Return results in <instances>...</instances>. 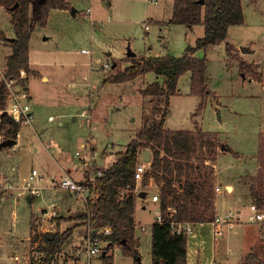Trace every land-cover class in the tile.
Wrapping results in <instances>:
<instances>
[{"label": "rangeland", "instance_id": "rangeland-1", "mask_svg": "<svg viewBox=\"0 0 264 264\" xmlns=\"http://www.w3.org/2000/svg\"><path fill=\"white\" fill-rule=\"evenodd\" d=\"M109 2L113 7H110ZM172 2L174 1L74 0V7L79 11L76 17L63 24L54 16L45 29H36L34 38L43 40L45 35L51 36L45 52L67 50L73 56V61L58 63V58L54 57L52 64L48 62L36 68L40 75L46 74L49 77L48 81H43L40 76H29L28 85L33 99L34 121L32 128L22 129L23 134L27 133L29 137L22 136L20 145L16 149L10 151L8 148L4 151V155H0L1 165H4L2 163L4 156H12L15 159L14 162H8V167L9 169L14 167L12 176L16 175L18 182L27 179L33 170H37L40 176L34 186L42 191V195L31 202L32 204L23 199L12 200L4 203L0 208V264H40L43 255L38 249V243H32V234L38 232L41 236L53 235L57 232L63 233L70 227L75 233L70 239V245L65 244L62 249L63 252H67L63 259L65 264H70L73 256L79 253L82 242L77 244V241L85 236L86 221L81 216L86 215V209L83 203H79L74 197L59 189L55 183L67 175L63 173L65 168L77 170L78 161L75 154L82 150L84 144L103 154L98 162L101 168L107 169L113 165L116 160L115 155L125 149L134 137V132L142 127L145 108L146 118L154 115L152 108L154 109L155 103L146 104L140 91L143 82L152 83L156 78L154 72H149L144 81L142 77H138L124 84H111L110 87H106L107 90L102 96L96 87L90 88L85 85L84 82L94 79L89 74L90 56L80 52L82 49H93L96 52L100 43H103L106 47L114 49L116 53L131 47L142 54L167 56L170 52L177 58L183 57L186 49L189 46H196L199 38L204 36L205 29L203 25H198L191 31L185 25L170 24L160 30L158 25L150 24V18L163 20ZM244 2V24L230 28L226 42L198 52L199 57L207 56L209 87L213 91L208 89L211 93L209 97L215 96V93L217 99L207 97L203 109L196 114L201 100L190 93L189 75L181 77L180 92L170 100L165 127L170 130H192L198 125L204 131L219 133L222 139L230 142L236 150L253 157L259 149L264 154V81L257 80L254 74L247 72L256 81L244 82L239 73L238 62H232L227 55L229 45L234 48L233 53L244 60L240 56L241 47L252 46L254 53L248 54L247 59L250 62L255 61L264 69V1L257 2L254 6L247 0ZM88 8L92 10L90 18L84 17ZM7 18L3 16L0 19V26L3 29L11 26ZM147 23L150 24L149 31L145 27ZM235 47L238 48L237 51ZM94 56L97 61L99 57L95 53ZM3 57L4 53L0 51L1 67ZM101 61L97 66H102L101 70L108 78L114 71L112 61L105 57ZM107 61L111 66L108 69L104 67ZM247 65L254 68L257 75L263 76L258 73L256 65L249 63ZM122 67V64L117 62V68L123 69ZM106 79L103 81L104 84ZM99 87L102 89V86ZM82 89L86 91L85 95L79 93ZM91 101H94L92 102L94 105ZM91 106L93 111L89 120L90 115L88 114L87 118L84 112H91ZM51 116L52 120L49 119ZM232 155H227L230 159L222 157L218 161L219 179L222 182L233 183L238 173L243 174L242 167L250 169L253 165L244 163L230 168V165L236 162V158ZM210 157L211 152L208 148H199L195 158L196 166H214L213 159L208 160ZM204 158L205 162L202 160ZM67 163L72 164L73 167H68ZM73 172L72 177L78 179L80 172ZM1 175L0 183L4 182L2 180L4 176ZM137 185L142 188L144 183L138 182ZM158 191L149 192V199L145 201V210H142L141 204L137 208L138 224L146 225L148 229L147 237L144 236L140 248L141 253L139 252L143 256V264H152L151 226L156 221L157 213L161 211L160 203L157 202V205L153 203L152 197L154 194L159 195ZM226 197L228 196L225 189L220 198L216 196L214 199V204L219 199L218 207L221 213L219 216H225L230 211L235 213L234 208L243 209L245 213L251 204H257L247 194L245 199L234 207L235 199L224 200ZM53 203L57 206V210L64 211L67 216L61 213L62 211L56 216L51 212L44 220V209ZM244 226L255 227L251 223ZM137 232L141 236L142 231L137 230ZM258 235L259 237L256 236L258 239L264 240V224L259 229ZM262 240L259 241L263 242ZM255 241L243 243V250L253 253L252 247ZM75 243L76 246H73ZM254 251L264 260V242L263 247L258 246ZM112 252H114V264H135L133 257L124 255L122 246L115 245L110 253L113 254ZM15 256L19 257V261L14 259ZM236 261L237 259H232L231 262ZM93 264H98V261H93Z\"/></svg>", "mask_w": 264, "mask_h": 264}, {"label": "trees", "instance_id": "trees-1", "mask_svg": "<svg viewBox=\"0 0 264 264\" xmlns=\"http://www.w3.org/2000/svg\"><path fill=\"white\" fill-rule=\"evenodd\" d=\"M16 3L18 7L13 8ZM0 5L11 13L16 35L4 76L18 79L22 70L29 71L30 40L36 26H46L52 9H69L71 6L68 0H46L43 3L39 0H0ZM244 22L242 0H174L170 24L185 25L189 29L204 26V36L197 41L196 46L188 47L181 58H132L131 67L125 70L116 67L106 79V83H124L149 72L164 78V83H153L143 92L144 96L154 98L153 113L157 117L144 120L125 152L118 153L116 162L104 170L103 176L97 180L99 197L89 205V211L92 214L91 223L96 229H109L104 236L108 242L107 254L115 245H120L125 256L133 257L135 264H141L142 257L135 238L137 196L134 190L137 187L136 168L145 150L151 152L152 160L143 183L147 185L153 180L159 187L163 217L162 222H154L151 226L152 264H187L188 234L177 233L172 227L173 223L197 224L214 220L215 169L213 166H196L195 158L199 148H208L211 152L208 160L213 159L212 162H215L217 151L223 145L217 141L215 134L203 132L198 125L194 131L168 130L165 123L170 100L178 94L179 80L187 72L191 73L190 93L201 100L196 114L203 109L207 97L211 95L206 78L208 59L207 56L197 58L194 55L198 51H206L210 46L226 42L230 28L243 25ZM0 38L5 39L2 32ZM233 50L232 46H227L229 60L238 62L242 73L251 72L257 80L264 81V76L257 75L255 69L234 54ZM26 80L20 82L26 84ZM7 93L5 81L2 80L0 111L6 107ZM19 130L14 120L7 114L2 115L0 148L4 142L17 141ZM225 150L232 151L228 146H225ZM202 160L206 161L205 158ZM242 181L250 187L252 198L263 209L264 179L245 177ZM3 198L4 195L0 194V202ZM81 217L86 220L87 215ZM71 235L69 229L63 233L57 232L53 238L41 236L38 232L32 234V243H38V249L43 255L40 264H56L58 254ZM107 254L102 257L103 262L111 264L113 257ZM243 264H264V260L256 253H249Z\"/></svg>", "mask_w": 264, "mask_h": 264}, {"label": "crops", "instance_id": "crops-1", "mask_svg": "<svg viewBox=\"0 0 264 264\" xmlns=\"http://www.w3.org/2000/svg\"><path fill=\"white\" fill-rule=\"evenodd\" d=\"M247 1L250 5L254 6L255 3L261 2L264 0H247ZM68 2L70 4L71 8H69V9H52L50 11V15H49L48 22H47L46 26H44V27L43 26H36V28L32 34V37L30 40V49H29V71L26 70V73H27L26 85H27L29 90H30V88L28 85V79H29L30 75L40 76L43 81L49 80V77L46 74L40 75L39 71L36 68H40V66L45 65L44 63L50 62L52 64V60L54 57L58 58V60H57L58 63H63V62L64 63H71L73 61V56L67 50L57 49V50L45 52L46 45L51 40L50 39L51 36L45 35L43 40H40L39 38H34V33L36 32V29H38V28L45 29L48 26L49 21L54 16H56L57 20H59L63 24H65V22L70 20L72 17H76L78 15L79 11L74 7V0H68ZM152 3H155V2H152ZM244 4H245V2H244V0H242L243 11L245 10ZM109 5H110V7H113V4L111 2H109ZM173 8H174V2H172L170 4V8L167 9L166 14H165L166 17L163 20H155V19L150 18V24L153 23V24L158 25L160 27V30H162V27L169 26L170 25L169 22L173 16ZM91 13H92L91 8H88L87 12L84 14V17L90 18ZM3 16L8 17L7 20L9 21L11 26H10V28L6 27V29H3L0 26V32H2L5 36V39L0 38V51L2 53H4V57L2 58V67L0 66V81H2L4 78V74L6 72L7 60H8V57L12 54V43L16 39L14 25L12 23V15L6 9L5 6L0 5V19ZM93 24H95V23L93 22ZM150 24L149 23L146 24V26H149V29H150ZM195 27H197V26H195ZM195 27L193 29H189L188 27L187 28L189 30L193 31L195 29ZM232 27H234V26H232ZM149 29H146V30L149 31ZM160 41H162V39ZM93 43H94V41H93ZM100 44L101 45L97 47L96 52H94L93 49L92 50L82 49V51L80 53L90 56L89 67L91 69H90L89 74H90L91 78L94 79V80H89L87 82H84L85 85H88L90 88L96 87L102 93V96H103L104 92L107 90L106 87H110L111 84H118V83H105V84L103 83V81L107 77L104 76L103 70H101L102 66H100V67L97 66L98 64H101L98 62H102L101 60L103 59V57H105L109 61H112V67L113 66L117 67V62L121 63L123 66L122 70H125V69H127L133 65V59L132 58L166 57V56L151 55L149 53L142 54V52L139 53L138 51L132 49L131 47H128V49L125 48L126 50L124 49L121 53H119L120 51L118 53H116L114 49L106 47L103 43H100ZM7 49L9 50L8 52L6 51ZM235 49H236V51L238 50V48H236V47H235ZM241 49L244 50V52L242 50L240 52V54H241L240 56L244 59V61H246L249 64L256 65L258 67V73L259 74L261 73L264 76V69L261 68V65L256 64L255 61L250 62L247 59L248 54L254 53L252 46L241 47ZM198 52H201V51H198ZM198 52H196V54L194 56L197 58H202V57L198 56ZM94 53L96 54V56L99 57L97 59V61L94 59V57H95ZM130 53H132V55ZM167 56L176 57L170 52H168ZM109 61H107L106 64L107 63L110 64ZM237 65H239V63ZM207 70H208V68H207ZM100 73H101V75H100ZM239 73H240L241 79L244 82L253 83L256 81L255 79H253L252 77L249 76L250 74H245V73H242L241 71H239ZM146 75L147 74L139 76V77H142L143 81H144V78ZM185 75L186 76L189 75L188 80H190L189 84L191 86V73L187 72L183 76H185ZM155 76H156V78H155L154 82H152V83L151 82H143V86H142L141 91H140L146 104H148L149 102L154 103L153 102L154 98L151 96H144V94H143L144 90H146V88L153 83H156V82L160 83V84L164 83L163 77L158 76L156 74H155ZM206 78H207V89H209L211 91V88L209 87L208 71L206 72ZM180 80H181V78H180ZM180 80H179V84H180ZM122 84H124V83H122ZM263 84H264V82H263ZM99 86H102V89H100ZM179 92H180V87H179ZM179 92H178V94H179ZM211 92H213V91H211ZM30 93H31V91H30ZM79 93L82 95H85L86 91L84 89H82ZM214 95L215 96L209 97V98L217 99V96L215 93H214ZM32 102H33V99H32ZM92 102L94 103V101H91V104H93ZM90 110H91V112L86 111L87 115L88 114L90 115V118H88V116L85 115L89 120H91V113L93 111L92 106L90 107ZM152 110L154 111L153 108H152ZM145 112H146V108L143 112V122L147 118L153 119V118L157 117L154 114L152 117L146 118ZM50 118H53V117L51 116ZM74 120H76V119L74 118ZM143 122H142V124H143ZM24 128H29V127H24ZM24 128H21V131H20L18 138H17L18 141L16 142V144L6 146V147H3L2 149H0V155L1 154L4 155V151L8 148L10 151H12L13 149H16L18 147V145H20V139L22 136L26 135L27 137H29L27 135V133L23 134L22 129H24ZM198 128H199V126H198ZM166 129L170 130L169 128H166ZM32 130L34 131V128ZM137 130L134 132V137L136 135ZM173 130H175V129H173ZM194 130H196V126H195V128H193L192 130H189V131H194ZM202 131L206 132V133L215 134L217 141L223 145V147L217 151L216 161L213 164L214 165L213 167L215 169V188L218 185L221 186V188L224 187L226 189V193L228 196V197L224 198V200H226L227 198H231V199L234 198L235 203H236V204H234V207L236 205H238V203L241 200L245 199L247 194L253 200L252 195H251V191H250V187L248 185L242 183L241 180H242V178H245V177H253V178L254 177H260V178L264 179V154L262 152H260V149H259V150H257V153L253 155V157L245 155L244 152L236 150L234 147H232L230 142L222 139V137L219 135V133L209 132V131H204V130H202ZM133 138H132V140H133ZM128 144L126 145L125 149L122 152H125ZM110 145H112V144H110ZM225 146H228L232 151L231 152L226 151ZM118 153H121V152H118ZM117 154L115 155V157H117ZM229 154L230 155L233 154L234 156L233 155L232 156L236 158V162L235 163L233 162V164L230 165V168H234V166L238 167L240 164H244V163H248L250 165L253 164V165H251L250 169L242 167L241 169H243V174L238 173L236 175L233 183L222 182V180L219 179L220 169H219L218 161L222 157H227V159H230L229 156H227ZM236 154H238V155H236ZM106 159H107V157H106ZM231 159H233V158H231ZM9 161L14 162L15 159L12 156H4V160L2 161V163H4V165H1V163H0V174H2L1 176H4V178L2 180L9 179V180L13 181L14 184H19V182H18L19 180L16 179V175L12 176V174L14 172V167H11V169H9V167H8ZM142 161H143V155H141V162ZM115 162H116V160H115ZM67 166L73 167V165L70 163H67ZM74 166H76V165H74ZM80 167L81 166H80L79 161H78L77 170L65 168L63 170V173L72 177V173H74L73 171H75V172L79 171L80 172L79 178L76 180H82L83 179L82 169H80ZM72 178H74V177H72ZM139 183H141V182H139ZM53 184H54V182H53ZM139 186L140 185H137V187H136L137 190L136 191L134 190V192L137 196L135 213H134V220H135L137 230H139V231L141 230V228H137L138 225L140 227L145 226V230L144 231L141 230L142 231L141 236L137 232V230H136V234H135V238L138 242L137 249L141 253L140 248H141V245L144 241V239H143L144 236L147 237L146 233H147L148 229H147L146 225L138 224V221L136 219L137 208H138V205L141 204L142 210H145L146 209L145 201L147 199H149V194H150L149 192L150 191L153 192V190L158 191L159 187L157 186V184L153 180L151 182H149L147 185L142 186V188H139ZM224 190L222 189V192L218 193L216 196L218 198H220L221 195H223ZM142 192L147 193L145 198L140 197V194ZM41 195H42V191H41L40 195H37V196L29 195V193L21 196L20 191L18 189L12 190V192L10 190L7 194H4V198L2 199V202L0 203V208L3 207L4 203H7V202L12 201V200L20 201L21 199H23L25 201H29V204H32L31 202L35 201ZM224 195H226V194H224ZM153 203H155V202H153ZM218 206H219V199L217 200V203L215 204L216 216L221 215V213L219 212ZM47 209H51L50 211L52 213H55L54 214L55 216L59 213V211H62L60 209L57 210V206L55 208H52V205H50ZM79 209H81V208H79ZM44 210H46V209H44ZM234 211L241 214L243 222L242 221H241L242 223L238 222V224L235 223L233 227L223 225L220 228L219 232H218V228H216V226H214L211 222L197 223V224L189 223L191 225V230L188 233L187 264H243L245 262V258L249 253H247L246 251L243 250V247H242V246H244L243 243H246L248 241H255L256 238L258 239L259 229L262 228L263 224H254L255 225L254 228L244 226V225L249 224V223L245 222L243 219V218H246L249 210L244 213L243 209L234 208ZM61 213H63L64 215L67 216V214L64 211H62ZM70 214H72V213H70ZM33 216H37V215H33ZM14 217L16 218V212H14ZM69 218H70V216H69ZM68 221H70V220H68ZM60 228H61V226H60ZM68 229L72 231V235L70 237V239H71L74 236L75 230H73L71 227L67 228L66 230H68ZM30 231H31V221H30ZM47 236H51V235L47 234ZM256 236H258V237H256ZM29 239H30V237H29ZM70 239L66 242L67 246L70 245ZM247 239H248V241H247ZM259 240H262V239L259 238L258 240H256L254 242V245L252 247L253 253H255L254 250L256 248H258V246L263 247L264 240H262L263 242H261ZM23 241L24 240H22V242ZM80 242H82V244L80 245V247H81L84 245V236L80 240L78 239L77 244H79ZM73 246H76V243ZM112 253H113V263H114V252H112ZM66 254H67V252H63V251L60 254H58L57 259H56V264H59V263L65 264V260H63V259L66 257ZM141 257H142L141 264H143L142 254H141ZM15 258H18L17 261H19L18 256H15L14 259ZM232 259H237V261L231 262ZM94 261H98V264H104L103 259H95ZM70 264H72V261Z\"/></svg>", "mask_w": 264, "mask_h": 264}, {"label": "built area", "instance_id": "built-area-1", "mask_svg": "<svg viewBox=\"0 0 264 264\" xmlns=\"http://www.w3.org/2000/svg\"><path fill=\"white\" fill-rule=\"evenodd\" d=\"M149 29V26H146ZM84 52V51H83ZM104 67L108 69L110 64H104ZM27 77L26 70L21 71V75L18 79L15 78H3L7 87V104L4 110L0 111V121L4 114H7L12 120H14L19 126V132L21 128L32 127L34 121V111L32 108V95L26 84H22L20 81ZM84 115L88 116L85 112ZM52 120L53 118H49ZM2 138V137H1ZM75 157L79 161L82 169V180H76L69 175L63 176L59 182H56V186L62 191L66 192L68 195L74 197L79 203H83L86 209V226H85V236L84 245L79 250L77 255L72 258V264H93L95 259H102L105 256L106 247L108 242L104 240V236L109 232V229H96L91 223L92 214L89 211V205L94 203L99 197V191L97 189V180L101 178L104 174L105 168H101L98 164L99 160L102 158L97 150L88 148L85 144L81 151H77ZM151 163H146L142 161L138 164L135 172V178L137 182H142L144 176L150 168ZM100 167V168H99ZM40 176L37 170H33L29 177L19 184H14L13 181L5 179L4 182L0 183V194H7L10 190L18 189L20 195L37 196L40 195L41 189L34 186L35 181ZM137 189H135L136 191ZM215 192H222L221 186H216ZM152 201L157 203L161 202L159 195H154ZM56 205L52 204V208ZM51 209H46L43 216L44 220L51 214ZM52 218V217H51ZM245 222L251 224H264V208L260 209L257 204L253 203L249 207V213L246 218H243ZM163 217L161 211L157 213L155 222H162ZM243 221L242 216L238 212H229L225 216H215L214 220L211 222L218 232L223 225L233 227L235 223ZM56 226V224L54 225ZM172 227L177 233H189L191 230V225L189 223L176 224L173 223ZM141 228L142 231L145 230V226ZM107 254V253H106ZM112 256L110 252L107 254ZM18 259V258H16ZM114 264V263H111Z\"/></svg>", "mask_w": 264, "mask_h": 264}, {"label": "water", "instance_id": "water-1", "mask_svg": "<svg viewBox=\"0 0 264 264\" xmlns=\"http://www.w3.org/2000/svg\"><path fill=\"white\" fill-rule=\"evenodd\" d=\"M45 1H46V0H39L40 3H43V2H45ZM201 2H203V0H201ZM18 5H19V4L16 3L15 6H14L13 8L18 7ZM242 51L244 52V50H242ZM130 54L132 55V53H130ZM113 67L115 68L116 66H113ZM113 67H112V68H113ZM114 68H113V69H114ZM16 142H17V141H13V142H12V141H11V142H4V143L2 144V146H1L0 149H2L3 147H6V146H10V145L16 144ZM151 160H152L151 152H150L149 150H145V151L143 152V161L146 162V163H151ZM146 195H147L146 192H142V193L140 194V197L145 198ZM50 237L53 238V237H54V234L51 235ZM104 255H106V252H105Z\"/></svg>", "mask_w": 264, "mask_h": 264}]
</instances>
